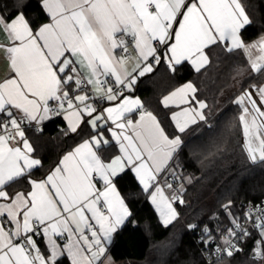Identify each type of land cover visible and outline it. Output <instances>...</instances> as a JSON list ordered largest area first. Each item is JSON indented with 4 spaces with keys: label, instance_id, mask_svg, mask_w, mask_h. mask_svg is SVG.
<instances>
[{
    "label": "snow or ice",
    "instance_id": "snow-or-ice-1",
    "mask_svg": "<svg viewBox=\"0 0 264 264\" xmlns=\"http://www.w3.org/2000/svg\"><path fill=\"white\" fill-rule=\"evenodd\" d=\"M42 7L49 23L36 30L23 12L0 15L5 35L0 54L7 60V75L0 80V264H106V243L130 216L114 179L125 169L133 171L164 224L171 223L179 215L173 204L185 203L184 182L174 188L168 179L180 180L173 159L183 144L179 134L208 120V105L192 82L162 100L164 107L179 109L171 114L179 133L172 137L127 93L161 63L175 72L186 61L199 73L209 63L205 50L221 43L229 52L243 49L259 73L264 38L252 44L241 39L250 20L240 0H42ZM129 61H134L131 70ZM253 88L264 105V86ZM105 102L108 106L97 107ZM234 103L242 109L238 120L249 159L264 162V110L248 90ZM53 117L66 121L65 136L79 134L84 125L90 135L37 180L32 171L41 160L33 157L24 126ZM111 141L120 155L105 162L99 151ZM22 181L27 190L9 191ZM231 206L229 201L223 209L233 227L222 237L224 249H215L229 257L240 251L233 238L249 234ZM253 211L248 208V221ZM255 212L259 245L264 208ZM203 233L208 243L210 229L205 226Z\"/></svg>",
    "mask_w": 264,
    "mask_h": 264
},
{
    "label": "trees",
    "instance_id": "trees-1",
    "mask_svg": "<svg viewBox=\"0 0 264 264\" xmlns=\"http://www.w3.org/2000/svg\"><path fill=\"white\" fill-rule=\"evenodd\" d=\"M250 23L241 30V38L248 44L264 37V0H241ZM23 12L33 30L49 21L42 0H0V13L15 17ZM210 63L197 73L188 62L169 70L165 63L142 77L131 94L143 101L144 111L151 112L160 121L165 132L172 137L179 133L171 120V110L162 104L163 98L185 83L197 87V97L204 100L207 124L200 122L186 133L179 134L183 144L174 155L180 176L175 187L185 183L184 204L175 203L179 217L164 226L131 170H126L114 180L125 199L131 215L120 228L109 248V254L118 264H205L195 243V231L189 225L205 226L218 238L233 225L223 209L231 201L233 216L244 220L243 204L247 201H264V162H252L245 150L243 127L238 117L241 107L234 103L249 87L264 85V70L253 72L250 61L242 49L229 52L223 43L207 49ZM135 115H133L134 117ZM39 128V130H38ZM66 124L62 117H53L43 125L25 127L33 156L41 166L32 171L34 179H42L59 164L61 157L73 150L90 135L87 125L79 134L65 136ZM107 132V131H105ZM105 162L119 155L113 142L99 151ZM25 182L14 184L9 191L27 190ZM258 232L238 243L240 251L226 256L215 264H264L252 258ZM261 237V236H260ZM43 247L42 241H38ZM264 250V242H263Z\"/></svg>",
    "mask_w": 264,
    "mask_h": 264
},
{
    "label": "built area",
    "instance_id": "built-area-1",
    "mask_svg": "<svg viewBox=\"0 0 264 264\" xmlns=\"http://www.w3.org/2000/svg\"><path fill=\"white\" fill-rule=\"evenodd\" d=\"M103 105L97 104V106H99V108L103 107ZM24 127H26V126H24ZM168 179H169V182L173 183V186L177 182V180H173L171 177H169ZM249 207H252L254 210L251 221H248L246 219V214H247V210ZM257 207L264 208V201H262V202L247 201L243 204V211H244L245 218H244V220L240 221V224L244 228L247 229L248 233H250V231H256V232L259 231V228L254 227V223H255V219H256V215H257V213L255 212V209ZM195 225H196V228H190V229L195 231V236H194L195 237V243L198 246V250H199L205 264L219 263L223 258H225L227 256V254L224 253L223 251L220 254H217L215 251L217 246H219L222 250L224 249L222 237L218 238L215 235L211 234V239L209 240L208 243H205L204 239H208V237H204V239H202V237L204 236V233L201 230H199L198 224H195ZM188 228H189V226H188ZM226 234H224V235H226ZM247 236H241L238 234L237 238H233V243H235L236 246L238 247V243L241 240H244ZM258 240H262V238L260 236L257 237V239L255 241L254 251L257 254V248H259L260 252H259L258 256H262L263 255V242L261 244L257 245Z\"/></svg>",
    "mask_w": 264,
    "mask_h": 264
},
{
    "label": "crops",
    "instance_id": "crops-1",
    "mask_svg": "<svg viewBox=\"0 0 264 264\" xmlns=\"http://www.w3.org/2000/svg\"><path fill=\"white\" fill-rule=\"evenodd\" d=\"M240 3H241V5H242V7H243V4H242V1L240 0ZM244 8V7H243ZM245 10V9H244ZM46 12V11H45ZM245 13H246V11H245ZM0 15H1V13H0ZM246 15H247V13H246ZM248 16V15H247ZM249 17V16H248ZM250 20V19H249ZM47 23H49V21L47 22ZM46 24V23H45ZM44 25V24H43ZM42 26V25H41ZM247 26V25H246ZM245 26V27H246ZM31 27V26H30ZM32 28V27H31ZM242 30V29H241ZM264 38V37H263ZM242 39V38H241ZM5 40V35H4V33L2 32V31H0V42H2V41H4ZM243 40V39H242ZM260 40V39H259ZM259 40H256V41H253V42H251V43H248V44H252V43H255V42H258ZM244 42V41H243ZM246 44V43H245ZM228 46L230 47V42H228ZM211 47V46H210ZM243 50V49H242ZM206 51V53H207V49L205 50ZM254 51V53L256 52V50H253ZM245 53V52H244ZM133 55H135L134 53H133ZM245 55L247 56V54L245 53ZM247 58H248V56H247ZM249 60V59H248ZM186 62V61H185ZM182 63H184V62H182ZM181 63V64H182ZM189 63V62H188ZM209 63H210V58H209ZM209 63L208 64H206L205 65V67H207L208 65H209ZM133 64H134V61H129V64H128V67H129V70H131V68H132V66H133ZM190 64V63H189ZM191 65V64H190ZM191 67H192V65H191ZM204 67V68H205ZM193 68V67H192ZM204 68H202V69H204ZM155 69V68H154ZM194 69V68H193ZM201 69V70H202ZM195 70V69H194ZM154 71V70H153ZM152 73V72H151ZM151 73H148V74H146L145 76H147V75H149V74H151ZM7 75V60L4 58V56H3V54H0V80H3L4 78H5V76ZM144 77V76H143ZM142 77H140V78H138V80H137V83L139 82V80L141 79ZM137 83L134 85V88H135V86L137 85ZM186 84V83H185ZM184 85V84H183ZM182 85V86H183ZM262 86H264V85H262ZM181 87V86H180ZM258 87H260V86H257V88ZM133 88V89H134ZM179 88V87H178ZM248 91H252V93H253V98L254 99H256L257 100V104L261 107V110H264V105H261L260 104V101H259V96H258V94L256 93V90L253 88V86H251V87H249L248 89H247ZM128 95H131L133 98H138L140 101H141V103H142V105H143V101L141 100V98L139 97V96H136V95H133V94H131V93H127ZM167 96V95H166ZM245 103H247V102H245ZM106 106H108V104H107V102H105L104 103V105H103V107H106ZM164 106V105H163ZM98 108H99V106H97ZM165 108H168V109H170L171 110V114H172V112H174V111H178L179 109L178 108H176L175 106H169V107H165ZM141 111H144V109H142ZM205 113H206V109H205ZM139 114H140V112L139 111H137V112H135L133 115H135L134 117H133V115H132V117L131 118H133L134 120H138L139 119ZM155 116V115H154ZM157 118V117H156ZM51 120V119H50ZM49 120H46V121H44L42 124H40L39 126H41V125H43L44 123H46V122H48ZM65 122V124H66V121H64ZM173 122V121H172ZM161 124V123H160ZM173 124H174V122H173ZM32 126H37L36 124H35V122H33V125ZM39 126H37V127H39ZM67 126V125H66ZM175 126V125H174ZM161 127H162V125H161ZM129 134H131V131H129ZM167 134V133H166ZM104 136H105V138H107V139H109V140H111V137H110V133H108V132H104ZM111 142H113V143H115V141H111ZM30 143V142H29ZM31 144V143H30ZM13 146H15V145H13ZM117 147H118V145H117ZM72 151V150H71ZM69 152V151H68ZM68 152H66V153H68ZM65 153V154H66ZM64 154V155H65ZM63 155V156H64ZM119 155H120V152H119ZM63 156L61 157V159L63 158ZM34 157V156H33ZM35 158V157H34ZM60 159V160H61ZM60 162V161H59ZM39 167V166H38ZM38 167H36V168H38ZM35 168V169H36ZM34 170V169H33ZM126 170H130V169H125V171ZM124 171V172H125ZM123 173V172H122ZM122 173H119L118 174V176L120 175V174H122ZM132 173L134 174V176H135V178L137 179V181H138V183H139V179L136 177V175H135V173L132 171ZM115 180V179H114ZM115 183V182H114ZM140 184V183H139ZM99 186V185H98ZM140 186H141V188L143 189V186L140 184ZM116 188H117V186H116ZM117 190H118V188H117ZM152 189H150V191H151ZM118 192H119V190H118ZM120 193V192H119ZM148 194V193H147ZM165 194L166 195H171V191L170 190H168V189H165ZM120 195H121V193H120ZM122 196V195H121ZM123 197V196H122ZM148 198H149V202L151 203V205H152V207H153V209L155 210V212L157 213V216H158V218H159V220H160V222L164 225V226H169V225H171L174 221H176L177 220V218L179 217V215H178V217L175 219V220H173L171 223H169V224H167V225H165L164 224V222H163V219L161 218V216H160V213L156 210V206L151 202V199H150V197H149V195H148ZM125 200V199H124ZM125 204L127 205V203H126V201H125ZM127 207H128V205H127ZM173 207L176 209V211L178 212V210H177V208H176V205H175V203L173 204ZM128 209H129V207H128ZM129 212H130V209H129ZM179 214V213H178ZM130 215H131V212H130ZM130 217V216H129ZM129 217L126 219V221H125V223L127 222V220L129 219ZM124 223V224H125ZM123 224V225H124ZM123 225H121L118 229H117V231L120 229V228H122L123 227ZM116 231V232H117ZM116 232L115 233H113L112 234V240H111V242L110 243H106V252H105V257L104 258H102V259H106V264H118L117 262H115L114 260H113V258L111 257V255L109 254V248H110V246L112 245V243H113V240H114V237H115V234H116ZM39 243V242H38ZM43 243V242H42ZM43 245H44V243H43ZM45 246V245H44ZM43 246V247H44ZM41 247V246H40ZM43 247H41V248H43Z\"/></svg>",
    "mask_w": 264,
    "mask_h": 264
},
{
    "label": "rangeland",
    "instance_id": "rangeland-1",
    "mask_svg": "<svg viewBox=\"0 0 264 264\" xmlns=\"http://www.w3.org/2000/svg\"><path fill=\"white\" fill-rule=\"evenodd\" d=\"M179 175V174H178ZM184 186H185V183H186V180L184 179ZM262 238V237H261ZM254 249H255V246H254V248H253V250H252V258L254 259V260H256V261H259V262H263L264 261V250H263V255L262 256H258L256 253H255V251H254Z\"/></svg>",
    "mask_w": 264,
    "mask_h": 264
},
{
    "label": "bare ground",
    "instance_id": "bare-ground-1",
    "mask_svg": "<svg viewBox=\"0 0 264 264\" xmlns=\"http://www.w3.org/2000/svg\"><path fill=\"white\" fill-rule=\"evenodd\" d=\"M255 202V201H254Z\"/></svg>",
    "mask_w": 264,
    "mask_h": 264
}]
</instances>
